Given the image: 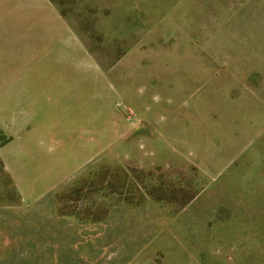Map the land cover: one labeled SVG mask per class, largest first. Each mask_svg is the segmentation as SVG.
<instances>
[{"label":"rangeland","instance_id":"rangeland-1","mask_svg":"<svg viewBox=\"0 0 264 264\" xmlns=\"http://www.w3.org/2000/svg\"><path fill=\"white\" fill-rule=\"evenodd\" d=\"M0 264H264V0H0Z\"/></svg>","mask_w":264,"mask_h":264},{"label":"crops","instance_id":"crops-1","mask_svg":"<svg viewBox=\"0 0 264 264\" xmlns=\"http://www.w3.org/2000/svg\"><path fill=\"white\" fill-rule=\"evenodd\" d=\"M124 207H126V209H127L128 207H137V206L128 205V206H124ZM126 216H129V215L127 213H123V212H119L117 214V211L116 212L112 211V212H109L108 216L106 217V219L108 218V225H106L104 227V228H107V230H104V228H103V230H104L103 235L105 237L102 239V241H104L103 243H104V246L106 247V251L108 249H110L112 245H114V247L116 249H118L119 248V242L118 241H121L122 239H124V237H122L123 235L127 236V237L132 235L131 238H134V237H137L138 233H140V231L137 230V227H135L137 225L136 222H134V226H133V224L130 225V218H127ZM109 225H111L110 232L108 231V227H107ZM121 227H125V232L119 231V229ZM115 231H118V232L116 233ZM126 231H128L130 233H126ZM109 241L111 242V245H108Z\"/></svg>","mask_w":264,"mask_h":264},{"label":"trees","instance_id":"trees-1","mask_svg":"<svg viewBox=\"0 0 264 264\" xmlns=\"http://www.w3.org/2000/svg\"><path fill=\"white\" fill-rule=\"evenodd\" d=\"M131 205H133L132 203H131ZM134 206V205H133ZM99 220V219H98ZM98 220H96V221H98ZM102 220V219H101Z\"/></svg>","mask_w":264,"mask_h":264}]
</instances>
